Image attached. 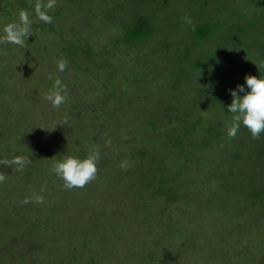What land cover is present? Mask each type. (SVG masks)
I'll list each match as a JSON object with an SVG mask.
<instances>
[{
	"label": "rangeland",
	"instance_id": "rangeland-1",
	"mask_svg": "<svg viewBox=\"0 0 264 264\" xmlns=\"http://www.w3.org/2000/svg\"><path fill=\"white\" fill-rule=\"evenodd\" d=\"M25 1L0 0V37L31 21L0 40V264H264V133L227 135L229 90L264 76V0H55L47 24ZM138 14L153 33L127 40ZM91 151L95 179L65 189L53 164Z\"/></svg>",
	"mask_w": 264,
	"mask_h": 264
},
{
	"label": "clouds",
	"instance_id": "clouds-1",
	"mask_svg": "<svg viewBox=\"0 0 264 264\" xmlns=\"http://www.w3.org/2000/svg\"><path fill=\"white\" fill-rule=\"evenodd\" d=\"M55 0H49L46 6L37 4L35 12L39 20L44 23H52L53 17L48 14V9L54 7ZM31 21L28 14L24 11L20 13V23L8 24L4 27V35L0 40L6 43L23 46L24 39L31 34ZM67 66L66 60L57 61V70L63 72ZM230 95L233 97L232 102L227 105L228 113L232 114V121L227 125V135L235 137L243 125L251 133L254 139H258L261 133H264V76L246 75L243 84H238L236 88L230 89ZM46 99L54 108H58L67 100L66 86L56 79L53 84V90L50 91ZM100 160L99 151H91L86 157L80 158L72 155H66L58 160L52 166L54 172L64 181L65 189L82 188L87 183L95 179ZM29 161L22 156H15L11 161H5L9 165H16L17 170L22 168ZM121 168L128 167V162L122 161ZM5 177L0 175V182ZM32 199L36 203H42L44 197L33 195ZM26 198L24 203H28Z\"/></svg>",
	"mask_w": 264,
	"mask_h": 264
},
{
	"label": "trees",
	"instance_id": "trees-1",
	"mask_svg": "<svg viewBox=\"0 0 264 264\" xmlns=\"http://www.w3.org/2000/svg\"><path fill=\"white\" fill-rule=\"evenodd\" d=\"M17 2H18V4L20 6H22L24 8H26L29 5L28 2L25 1V0H17ZM51 12H48L49 15H51L53 13V12L52 13ZM53 16H54V14H53ZM55 17H57V16H55ZM135 18H136V20L134 22L130 21L131 24H130V28L128 30V34H127V38H126L127 40L138 41L141 38L147 37V34H149V32L153 33L154 29H153V23H152V19L151 18H148L145 14H141V15L138 14L137 16H135ZM91 24L92 23H90V26H91ZM200 26H202V28H201V31L203 32L202 35L204 37H208L210 35V33H212V31H213L212 28L213 27H217V23H216L215 20H213V18H211V19H209V21L207 23H203ZM75 34L77 35V33H75ZM148 37H149V35H148ZM86 41L87 40H84V39H76L75 40V44L77 43V45L75 46V49L82 52L81 54L79 52H78V54L76 53V56H78L79 58L82 57L84 59V57H83L84 55H87L86 58H88V56H89L88 53L83 51L82 45H81L82 43H84ZM88 45H89L90 49H92V45L91 44H88ZM169 177L170 178H168L167 180L169 182H173V181H176L179 176H176V175H174L172 173L171 176H169ZM178 187H182L181 186V182L179 183ZM155 192H156L155 194H158V195H160V194H165V195L168 194L169 199H172L174 197H178L176 195V193H172V187L171 188H165V186L158 185V190L155 191Z\"/></svg>",
	"mask_w": 264,
	"mask_h": 264
}]
</instances>
